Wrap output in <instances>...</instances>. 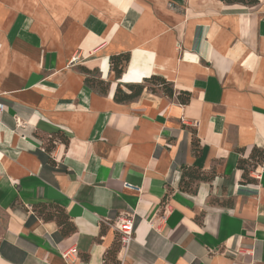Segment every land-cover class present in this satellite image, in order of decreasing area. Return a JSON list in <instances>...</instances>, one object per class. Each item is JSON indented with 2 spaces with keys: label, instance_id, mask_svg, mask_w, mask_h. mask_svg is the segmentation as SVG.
I'll list each match as a JSON object with an SVG mask.
<instances>
[{
  "label": "crops",
  "instance_id": "obj_1",
  "mask_svg": "<svg viewBox=\"0 0 264 264\" xmlns=\"http://www.w3.org/2000/svg\"><path fill=\"white\" fill-rule=\"evenodd\" d=\"M123 52L118 79L109 56ZM150 75L172 96L113 100ZM0 99V264H111L114 248L118 264H264V164L246 165L253 183L238 166L264 155V0H0ZM183 166L213 177L182 191Z\"/></svg>",
  "mask_w": 264,
  "mask_h": 264
},
{
  "label": "trees",
  "instance_id": "obj_2",
  "mask_svg": "<svg viewBox=\"0 0 264 264\" xmlns=\"http://www.w3.org/2000/svg\"><path fill=\"white\" fill-rule=\"evenodd\" d=\"M224 2L225 4H241L245 6H253L257 4L258 0H220ZM129 61V53L123 52L116 55L109 56V67L111 71L114 72V75L116 78H119ZM82 72L86 75L85 77V83L88 84L93 89L97 90L99 93L105 94L108 89V82H105L102 80L99 76V79L92 80L88 77V74L91 72H94L95 70H89L86 68H81ZM153 85L156 86V90H161V92L169 97L173 94V89L171 87V84L168 83L164 78L157 75H150L147 78H143L141 83H135L127 85V89L129 92H124L122 88L120 87V84H117L115 91L113 93V100L119 103H125L132 101L135 99L141 91L144 88H147L146 85ZM149 91L156 92L154 88H150ZM177 99L180 101V103H186L189 99V93L187 92H180L177 96ZM48 149V147H47ZM191 149L195 153L200 152V146L199 141L195 137L191 141ZM249 161L251 164H255L256 162H262L264 164V155L262 150H258V148L254 147L251 150V153L248 157V159H240L238 162L239 168L243 170L242 176H241V183H253L255 182V179L249 177L248 175V167L246 166ZM198 168L193 167H187L183 166L182 173L179 181V189L182 191L191 192L193 191L192 185L194 184V181L199 180H205L209 181L213 177V173L210 175H203ZM56 208V205L54 204H39L34 207L35 213L39 218H41L43 221H49L55 219V222L57 226L59 227L60 233L63 236L69 235L73 231H75V226L73 223L69 220V217L64 212V210L54 209ZM54 209V210H52ZM119 246V241H118ZM108 254H110V263L111 264H118V262L115 259L116 249L114 248L112 251L109 250ZM104 263H106V256L103 258Z\"/></svg>",
  "mask_w": 264,
  "mask_h": 264
},
{
  "label": "built area",
  "instance_id": "obj_3",
  "mask_svg": "<svg viewBox=\"0 0 264 264\" xmlns=\"http://www.w3.org/2000/svg\"><path fill=\"white\" fill-rule=\"evenodd\" d=\"M5 111V105L0 99V122L2 120L3 113ZM115 230L118 234V241L120 249H126L128 244L133 238V221L130 215L118 217L114 223ZM75 257L76 253L73 249L63 250L62 257L65 260H69L71 257Z\"/></svg>",
  "mask_w": 264,
  "mask_h": 264
},
{
  "label": "rangeland",
  "instance_id": "obj_4",
  "mask_svg": "<svg viewBox=\"0 0 264 264\" xmlns=\"http://www.w3.org/2000/svg\"><path fill=\"white\" fill-rule=\"evenodd\" d=\"M99 76H100V74H99V72L97 70H95L94 72H91L90 74H88V77L90 79H92V80H95V81L97 79H99ZM146 86H147V90H149L150 88H154V90L156 91V93H157V90L156 89H159V88H156V86L153 87V85H150V84L149 85H146ZM4 225H5V214H3V212L0 211V237L4 233Z\"/></svg>",
  "mask_w": 264,
  "mask_h": 264
}]
</instances>
